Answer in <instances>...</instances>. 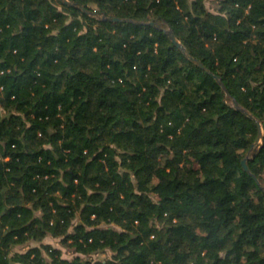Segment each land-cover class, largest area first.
<instances>
[{"label": "trees", "instance_id": "1", "mask_svg": "<svg viewBox=\"0 0 264 264\" xmlns=\"http://www.w3.org/2000/svg\"><path fill=\"white\" fill-rule=\"evenodd\" d=\"M70 1L155 23L0 0V264H264V0Z\"/></svg>", "mask_w": 264, "mask_h": 264}, {"label": "water", "instance_id": "2", "mask_svg": "<svg viewBox=\"0 0 264 264\" xmlns=\"http://www.w3.org/2000/svg\"><path fill=\"white\" fill-rule=\"evenodd\" d=\"M63 2L69 4V5H75L78 6L80 9H82L84 12L97 17L96 12H94L93 10L88 9L87 7H85L84 5H77L73 2H71L70 0H63ZM99 19L102 20H111V21H130V22H134L137 24H154V21H141V20H135L132 18H120V17H107L106 15H102L100 17H98ZM166 33L169 35V37L171 38V40L173 41V43L180 48V50L184 53V55L191 61H193L194 63H196L197 65H199L201 68H203L206 72H208L210 75H212L214 78H216L218 80V82L223 86V88L225 89V91L227 92V94H229L228 89L226 88L221 76L216 75L214 72H212L201 60L195 58L187 49V47L178 39V37L176 36L174 30L168 26L167 28H165ZM233 105L235 108L245 112L246 114H248L249 116H251L252 118H254L259 126V134L258 137L256 139V141L253 143L252 148L257 147L260 144V141H262V143L264 142V130L261 124V121L259 119H257L252 113H250L247 109H245L243 106H241V104L237 101L236 98H233L232 100ZM250 158V156H246L243 160H242V164L243 167L246 171H248L249 173H251L254 178L256 179V181L258 183H260V180L256 177L255 174H253L247 164V160Z\"/></svg>", "mask_w": 264, "mask_h": 264}, {"label": "rangeland", "instance_id": "3", "mask_svg": "<svg viewBox=\"0 0 264 264\" xmlns=\"http://www.w3.org/2000/svg\"><path fill=\"white\" fill-rule=\"evenodd\" d=\"M206 4L207 7H209L211 10H215L217 7L218 2L216 0H206ZM94 6V5H93ZM95 7V6H94ZM100 14H97V18L100 17ZM167 28V27H165ZM260 143H262V141H260ZM255 148H251L246 154V156H250L252 155V153L254 152ZM244 157V158H245ZM262 177H264V173L262 174ZM260 182H262V179H260ZM45 243H49L52 244L54 247H58L61 248L63 251V255L67 258H73L76 253L74 252V250L70 247L65 246L62 242H61V238L59 237H53V236H49L44 240ZM28 246L24 245V246H17L16 250H20V251H24ZM110 256V252H100V253H96L94 255V258H98V259H106Z\"/></svg>", "mask_w": 264, "mask_h": 264}]
</instances>
